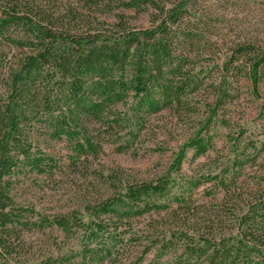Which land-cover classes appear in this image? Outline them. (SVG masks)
<instances>
[{"label":"trees","instance_id":"obj_1","mask_svg":"<svg viewBox=\"0 0 264 264\" xmlns=\"http://www.w3.org/2000/svg\"><path fill=\"white\" fill-rule=\"evenodd\" d=\"M4 1L0 9V264H26L21 258L26 245L22 231L30 226L43 229L56 225L69 232L78 225V218L66 216L53 220L43 216L34 222L29 217L33 208L14 204L8 177L15 167L22 165L41 172L52 165V159L40 149L32 150L40 141L37 130L48 131L51 139L65 136L74 143L79 159L99 154L101 128L117 134L121 126L133 121L135 129L129 130L132 137L119 147V151H127L145 129L149 115L165 109L176 110L180 117L197 115L198 128L171 165L172 171H179L188 148L194 149L197 157L213 146V127L228 123L225 116H219L227 111L228 103L234 102L243 75L250 79L256 97L263 99L264 116V96L259 92L264 84V48L252 43L236 44L231 56L217 67L219 80L211 79L204 67L198 68L196 59L210 45L202 22L204 15H195L200 0L78 1L84 2L89 13L102 2L108 7L105 11L110 12L114 8L137 12L152 8V25L142 29L128 26L121 13L113 26L101 23L92 28L90 20L85 26L80 23L83 13L71 1ZM5 48L18 50L17 56H10ZM200 96L207 97L203 103L198 100ZM130 98L135 103L133 115L125 118L118 107L127 105ZM203 104L205 111L201 109ZM239 130L232 148V166L226 170L231 183L218 175L207 178H220L226 188L227 201L231 200L234 207L225 209L229 210L228 219L235 223L236 237L224 236L215 218L189 214L192 206L175 195L188 213L182 225L193 228L185 229L184 249L174 264H264V176L257 182L258 190L232 187L244 166L255 164L264 153V142L257 145L248 140L242 144L244 130ZM201 182L189 183L187 191L192 192ZM172 187L169 175L156 182L130 184L123 196L99 202L98 215L121 220L168 210L166 199L173 195ZM89 225L95 227L90 240L101 241L99 235H105L113 224L98 220ZM168 233L175 236L171 230ZM113 245L108 242L96 250L87 249L85 256L103 263L112 256ZM152 247L147 246L143 255ZM43 264L56 262L47 258Z\"/></svg>","mask_w":264,"mask_h":264},{"label":"rangeland","instance_id":"obj_2","mask_svg":"<svg viewBox=\"0 0 264 264\" xmlns=\"http://www.w3.org/2000/svg\"><path fill=\"white\" fill-rule=\"evenodd\" d=\"M64 1H71L72 6L78 7L83 13L80 23L90 25V20L92 28L101 23L113 26L120 13L125 15L128 26L138 29L150 27L154 17L152 8L143 12L114 8L110 12L105 11L108 7L102 2L89 13L84 2ZM4 2L0 0V9L5 6ZM197 7L199 11L195 15H204L202 22L210 45H206L196 62L200 66L198 68L204 67L205 73L211 74V79L219 80L217 67L231 56L230 52L236 44L252 43L264 48V0H200ZM195 15L190 16L191 19ZM5 50L10 56L18 54L16 49ZM236 89L238 93L234 102L228 103L227 111L219 116L221 119L225 116L228 123L220 122L213 127V146L205 155L197 157L194 149L188 148L179 171H172L171 165L184 143L198 128L197 115L180 117L174 109L149 115L145 129L140 137L131 142L127 151H119V147L132 137L129 130L135 129L133 121L128 126H121L117 134L101 128L102 149L99 154L83 155L79 159L74 143L65 136L51 139L48 131L37 130L40 141L32 150L38 152L40 149L52 159V165H47L46 170L41 172L22 165L15 167L8 177L14 204L33 208L29 217L34 222L41 221L43 216L51 220L66 216L79 221L69 232L56 225L24 229L22 234L26 245L21 251L22 260L26 264H43L47 258L56 264H174L184 249L185 229L193 228V225H182L181 221L188 213L178 200H187V205L192 206L193 211L189 214H196L198 218H215L219 220V229H224V236L236 237L235 223L228 219L229 210L225 209L234 206L231 200L227 201L226 188L219 180L223 177L231 183L226 170L232 166V148L239 128L244 130L242 144L248 140L255 141L257 145L264 142L263 99L253 93L247 75H243ZM259 92L264 96V84L260 85ZM205 98L200 96L198 100L203 103ZM134 104L130 98L127 105L118 107V112L125 118L132 117ZM201 109L205 111L204 104ZM167 175L173 185V195L166 199L170 206L168 210L151 211L121 220L113 219L111 215H98V204L102 200L123 196L130 184L156 182ZM215 175L220 178L207 179ZM262 176L264 153L255 164L249 162L244 166L232 187L235 190H258L257 182L262 181ZM199 179L202 182L188 192L189 183ZM175 195L180 199H175ZM98 220L113 225L108 227L105 235H99L103 240L91 241V229L95 227L89 223ZM169 230L175 232L174 237L168 233ZM189 234L196 236L194 231ZM169 238L174 241L167 243ZM108 242L114 244L113 254L103 263H95L90 256H85L87 249L96 250ZM147 246L153 247L143 255ZM167 246L170 247L166 249Z\"/></svg>","mask_w":264,"mask_h":264}]
</instances>
